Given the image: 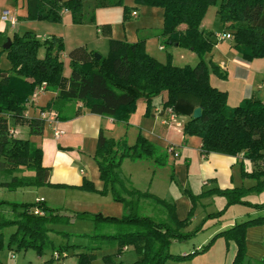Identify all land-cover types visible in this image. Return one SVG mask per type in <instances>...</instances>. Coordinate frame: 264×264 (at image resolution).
Returning <instances> with one entry per match:
<instances>
[{
    "label": "trees",
    "instance_id": "trees-1",
    "mask_svg": "<svg viewBox=\"0 0 264 264\" xmlns=\"http://www.w3.org/2000/svg\"><path fill=\"white\" fill-rule=\"evenodd\" d=\"M137 5L161 8L164 12V27L160 37L166 44L189 49L197 53L200 62L197 66L177 67L171 62L159 63L146 51V40L130 43L123 40H110L109 55L98 58L95 52L86 48H77L70 53V66L73 79L66 81L65 64L61 54L65 50L62 38L42 43L30 32L24 36L15 34L11 46L5 49L11 68L0 69V171L12 175L14 168H7L8 162H14L35 172L34 177H13L9 182L0 183V188L17 191L19 188L51 186L54 189L71 188L102 196L112 195L116 203L122 204V217L103 216L76 212L72 216L61 214L59 209L50 208L44 201L11 202L0 200V207L11 208L12 217L0 214V254L5 247L3 230L15 227L8 246L11 249H35L42 254L49 248L59 250L51 241L50 224L70 223L71 219H88L96 227L105 225L114 228L112 233L101 232L87 236L86 252L79 254L78 264H93L94 252L105 245H116V253L104 258L105 264H126L115 260L121 257L129 247L134 248L138 258L131 264H166L168 261L184 262L209 251L219 238L237 245V254L232 264H250L247 252V232L252 227L264 226V216L249 219L214 236L200 251L183 255L171 252L174 241L185 242L195 238L204 230V224L191 232L185 231L192 224L197 204L205 196L218 195L227 200L226 207L219 213L210 214L209 219L220 218L233 205H244L256 210H264L263 204H253L246 198L253 193L264 191V103L259 98L246 99L237 106L228 104V94L215 88L211 83L212 74L221 78L225 75L220 68L205 62V56L216 45L214 32L202 28L203 19L209 7L219 6L218 14L224 27L230 31L235 42L234 48L248 61L264 59V0H135ZM122 5L123 0L109 2ZM125 8L126 14L128 12ZM69 11L76 24L85 19V0H28L29 20L61 23L63 12ZM186 26L184 31L181 26ZM42 45L47 47L44 59L38 57ZM0 53V58H1ZM47 83V89L59 91L57 99L42 110L57 109L69 102L82 103L77 115L89 112L108 116L117 122L128 123L136 113L140 101L147 104V116H150L154 99L163 97L165 109L178 112L181 96L197 99L202 109V117L189 119L184 126L187 136H196L202 140L205 155L219 153L228 156L243 157L255 164L253 171L243 168L244 179H252L257 184L252 188L210 190L195 195L185 190L193 207L185 220L177 215L176 204L162 199L148 191L132 186L122 175V164L126 159L132 161L150 160L157 167L168 162V153L151 142L142 134L138 135L134 145L126 139L116 140L101 132L98 140L95 160L100 178L104 183L102 190L87 179L82 186L66 187L46 182L48 169L43 166V151L30 139L11 136V119L23 120L29 127L30 136L43 135L46 121L41 118L23 119L26 105L36 88ZM57 112V113H58ZM59 115V113H58ZM15 167V166H14ZM174 180V177H172ZM145 201H151L154 209L152 216L142 215L146 209ZM156 207L163 213H157ZM39 209L43 215H38ZM155 215V216H153ZM62 234L63 232H57ZM68 235V234H66ZM69 245L64 250H68ZM58 252V251H55ZM1 264V262H0Z\"/></svg>",
    "mask_w": 264,
    "mask_h": 264
},
{
    "label": "crops",
    "instance_id": "crops-1",
    "mask_svg": "<svg viewBox=\"0 0 264 264\" xmlns=\"http://www.w3.org/2000/svg\"><path fill=\"white\" fill-rule=\"evenodd\" d=\"M98 1L99 0H85V16L90 7V14L92 13L94 10V7L92 6H94V4ZM22 5L28 9V0H23ZM20 7L21 0H0V46L3 42H8V40H11L15 34L21 35L22 32H19V26L23 29H29V27L33 24L42 25L44 28L49 27L51 32L47 33L48 36L52 35V32H54L53 35L60 34L62 38L66 40V51L61 54V58L63 55L67 56L64 61V75L67 79L66 81L73 79L74 72L71 71L69 64L70 53L75 49L77 50V48H81L82 46H77L72 51L68 52L71 47L75 46L73 45L75 43H73L74 40L69 39L67 35L61 31V29L56 28L58 26L60 28L62 24L51 25L47 22L35 21L21 22L24 16L27 17L28 10L25 14H22L23 12H21ZM147 9L151 13L154 12V14L155 12H160L157 10V8L144 7L142 11L140 10V12L133 10L132 13L137 12V16L134 17L131 13L130 17L137 19L139 22L140 14H144ZM5 10H10L18 16V24L16 27H12L10 24L3 23L1 21L2 14ZM63 21L65 22L66 27H70L72 30L75 29L76 25L72 24L71 13L69 11L63 12ZM99 23L104 24V26H110L111 24L102 21L100 18ZM130 24L132 25V23ZM140 24V22L136 23V25H132L129 28L126 26L124 28L123 34L121 35L120 33L116 32L115 28H104L105 40H102L101 43L108 45L110 40L116 39L130 43L146 40L147 47H149L148 43L153 40H158L159 42L162 41L164 42L163 44H166L164 39L159 36L162 29H160L159 33H157L158 35L154 33L144 35V29L146 28ZM202 28L210 30L203 26V24ZM185 29L186 26L184 25L180 27V30L182 31ZM227 31V33L230 32L229 30ZM100 33L102 32L99 29L98 34ZM217 35L214 36L216 45L213 51L207 55L211 59L210 61H213L212 63L220 68L225 77L221 78L215 74H212V85L228 94V104L232 107L237 106L244 102V100L251 99L253 97L259 98L260 101L264 103V59H256L253 61L245 60L234 48L235 42L233 39L228 40L227 38L226 40H219ZM44 39L47 40L48 38ZM86 47L83 46V48ZM164 47L165 46L163 45L161 46V48ZM0 49L4 48L0 47ZM40 53L41 51H39L38 55H41ZM9 69H5V71H8ZM58 96L59 91L48 90L45 94L40 96L37 101L33 102L30 101V99V102H28L26 105L25 117L23 119H44L46 121V128L43 135H40L39 137L30 136L29 127L27 124H24L22 119L21 121H16L14 118H12L10 122L12 129H15L19 138L30 139L32 143H34L38 148L42 149L44 155L43 166L48 169L46 177L47 183L52 185H64L66 187H79L82 186L84 180L87 179L95 184L97 190H102L104 188V183L99 176L100 172L95 160V154L97 151L99 136L101 132H104L105 136L108 138H113L116 140L126 139L130 145H134L137 141L138 135L142 134L163 150L165 147L171 146L173 144L171 141L173 138L174 140H181L180 144L175 146L179 156L175 157V159L172 158V160L169 161L172 163V174H170L169 177H166V181L170 184L169 186H182L180 192L172 191V187H169L166 183H164V187L167 188V195H169L167 198H162L157 194L152 193L162 199L173 201L176 204L177 215L180 220L187 219L189 214H191L190 212L193 207L191 199L184 193V190L191 191L195 195H201L206 193L205 189H208L207 192L215 189L227 190L242 187L249 189L257 184L255 180H246L242 176L243 168L248 172L253 171L255 168V164L251 161L245 160L243 158L244 156L233 157L219 153L205 155L202 151L201 138L196 136L188 137L185 135L184 123L187 120L193 118L194 111L199 108V102L197 99H194L191 96H181L178 101V112L176 113L178 122L183 125V128H178L175 122L170 121L167 109H165L162 105L164 103L162 96L154 99L150 116H147L146 114L147 104L144 101H140L137 105L138 108L136 113L131 116L128 123L117 122L111 117L92 114L89 112H83L81 115H77V110L82 107V103H66L60 108V112L54 108L50 110H42L54 102ZM56 131L63 132V135L60 139H56ZM0 161L4 160L0 158ZM127 161H131L134 166H139L140 169H145L144 171L147 172L146 176L148 177V188H146L144 191H153V188L158 182H160V185L163 184L162 180L157 181L158 179H156L157 169L159 167L157 168L153 161L145 160L136 162L132 161L131 159H126L122 164L121 171L123 170V167ZM6 167L14 168V173L13 175L8 176L0 171V183L9 182L6 181L5 176L10 177L11 179L16 176L20 177L21 167ZM155 168H157L156 171L154 170ZM164 169H166V172L170 171L168 166L162 168L161 171ZM134 175H136L134 172H130V174L126 175L125 177L123 176L131 182L133 187L135 183L138 184ZM167 175H169V173H167ZM172 177H174V180ZM22 189L24 188H19L17 191ZM32 189H37L39 191H35V194H37L35 199L28 202L43 200L50 208L53 209L57 207L55 196H63V202L65 203L61 202L62 207L60 208L65 211L66 214L64 215H68V212L71 211L69 203H73L74 201L81 202L83 199L88 198L104 200L102 198L105 197V200L108 204L111 202V200H114L111 194L103 197L99 194L71 188L54 189L51 186L25 188V190ZM5 190L7 189L0 188L1 193ZM40 190L47 191H41L42 194H40ZM262 193L264 194V191ZM262 193H260L261 195L256 193L250 194L246 200L254 204H263L264 202H256V200H258V198L263 195ZM223 200H225V198L221 196L219 197L218 195L205 196L201 198V202L198 203L192 224L185 231H193L198 227L199 223L207 217V215L216 213L210 212L209 210H211V208L207 210L208 205H211V203L217 204V202H219L221 203V206H225L227 202H224ZM232 207V209H236V211H234V216L221 218L215 221L210 220V222L207 224V227L205 226L206 224L204 225V230L202 231L203 233L195 237H198L196 242L192 243L190 241H174L171 247V252L173 254L183 256L193 252L195 253V251H200L205 245H207L217 234L249 219L264 216V210L259 211L254 208L242 205H235ZM118 208L120 211L121 207ZM122 213L124 212L122 211ZM0 214L12 215L11 208L8 206L0 207ZM52 226L53 225H49L48 227L54 230ZM106 228L107 229H105V233L110 232L111 230L114 232L113 228ZM8 229H14V231H10L11 233L6 235L5 231ZM15 230V227L6 228L3 230V234L6 236L5 243L9 241L10 236L15 232ZM50 233L49 236L54 234L52 232ZM224 239L225 238H219L209 251L195 257L193 260L184 262L168 261L166 264H232L237 254V245L234 242L228 243ZM104 247L106 248V246ZM130 251H134V248L129 247L127 250H125V253ZM247 252H249L248 256L252 259L250 264H264L263 225L252 227L248 230ZM60 254L63 255L64 259L59 262H65L68 258V255L66 253ZM3 260L5 261V258Z\"/></svg>",
    "mask_w": 264,
    "mask_h": 264
},
{
    "label": "rangeland",
    "instance_id": "rangeland-1",
    "mask_svg": "<svg viewBox=\"0 0 264 264\" xmlns=\"http://www.w3.org/2000/svg\"><path fill=\"white\" fill-rule=\"evenodd\" d=\"M103 1H105V0H99L98 1L99 3L96 2L94 4V6H92V7H94V10L92 11L91 14L89 11V10H91V7H90V9H88L89 12L86 9L87 12H86L84 22L82 24H76L75 29L73 28L74 30H72L70 27H66L64 21H62L61 23H51L48 21H35V22H47L51 25L52 24L53 25L62 24L60 26V28H59V26L56 28L61 29V31L63 33H65L69 39H73L74 40L73 43H75V44H73L75 46L71 47V49L68 52L72 51L77 46L78 47H81V46L86 47L87 46L86 48L90 52L93 51L96 54L100 55L101 57L104 55L108 56L109 55L108 51L110 48V42L108 45L105 43H101L102 40H105L104 39V35H105L104 28H113V29L115 28L116 32L120 33V35H121V34H123L124 28L126 26H127V28H129L130 26L136 25V23L140 22L142 24V26L146 28V29H144V31H145L144 35L152 34V33L158 35L157 33H159V30L164 27V12H163V10H161V8H158L157 10L160 12H155V14H154V12L151 13L147 9V11H145L144 14H140V18H139V22H138L137 19H133L130 17L132 11L136 10L137 12H140V10L142 11L144 7H148V6L143 7L142 5H137L135 0H133V1L123 0L122 5H117V4L116 5L115 4L110 5V3L100 5V2H103ZM108 1L111 3L112 2L116 3L119 0H108ZM22 2H23V0H21L20 10H21V12H23L22 14H25L28 9L25 8V6L23 7ZM126 7L128 9H130V10H128L127 14L125 11ZM150 8H154V7H150ZM218 10H219V6L213 5V6L209 7L204 19L202 20L203 26L212 30L215 35L224 34L225 32H228L225 29L224 24L220 20ZM71 18H72V15H71ZM99 18L102 19V21L111 23L110 26H108V25L104 26V24L99 23ZM22 21L23 22H31L34 20H29L26 16H24V18L21 20V22ZM63 22H64V24H63ZM71 22L73 25H75L73 20ZM130 23H132V25ZM18 29H19L20 33L22 32L21 33L22 36H24L26 32H30V33L36 35L38 37L39 41H41L42 43L47 41L44 38H48L49 41H53L54 38H62V36L60 34L53 35L54 32H52V35L48 36L47 33L51 32V29H49V27L44 28L42 25H37V24L34 25L33 24L32 26L29 27V29H23L19 26ZM99 29L102 32L100 34H98ZM62 40L64 41V44H65L66 40H64V38H62ZM6 43H7V41L3 42L0 47L4 48ZM163 43L164 42H162V41L159 42L158 40H153L150 43H148L149 47L146 46L147 53L150 56H152L153 58H155L157 61H159V63L161 62L163 64H167L168 62H171L174 66H177V67H186L187 65L191 66V67H195L201 61L199 55L197 53L189 50V49H185V48H181V47H175V46L172 47L169 44H163ZM70 44H72V43H70ZM162 45L165 47L161 48ZM4 50L5 49H0V53H2L1 58H0V69L1 70L9 69L11 67V62L8 59L7 52H4ZM39 51H41V53H40L41 55H38V57L44 59L46 57V54H47V47L45 45H42L41 48L39 49ZM64 51H66V44H65V50ZM66 57L67 56L63 55V57L61 58L63 64H64ZM204 59H205V62L209 66H212L213 61H210L211 59L208 57V55H206ZM71 71H73L72 68H71ZM157 101H158V99H157ZM187 122H189V120H187L184 124L186 125ZM188 137H191V136H188ZM118 140H120V139H118ZM171 141L173 142V144H172L173 146H178L177 144H180L181 140H179V139L174 140V138H173V140H171ZM169 149H170V146H167L164 148V150L162 149V151L168 153V157H167L168 162H167L166 166H168L170 171L166 172V169L161 171V169L165 168L166 166L159 167V168L157 167L158 169L155 168L154 169L155 171L157 169L156 179H158L157 181L162 180L163 184L160 185V182H158L155 185V187L153 188V191H150L151 193L157 194L158 196H160L162 198L163 197L167 198L169 196V195H167L168 194L167 188L164 187L165 186L164 183H166L168 186L170 185L169 182L166 181V177H169L170 174H172L171 173L172 163L169 161H171L172 158L175 159V156L172 154V152L169 153ZM263 165H264V163H263ZM7 166H9V167L16 166L17 167V165L15 163L13 164V162H8ZM144 170L145 169H140L139 166H134V164L131 161H127L123 167L122 174L125 177L126 175L130 174V172H134L136 174V175H134V177H135L136 181L138 182V184L135 183L134 188L144 191V190H146V188H148V177L146 176L147 172ZM167 173H169V175H167ZM34 175H35V172L30 171L29 169H27V167L25 168V166L21 165L20 177H26L27 178V177L34 176ZM5 178H6V181L12 180L8 176H5ZM169 187H172L171 188L172 191L180 192V189L182 186L180 187V186L171 185ZM207 190L205 189L206 192H207ZM35 191H39V190H37V189L25 190V188L22 190H19L17 192L5 190L2 193L0 192V200L3 199V200L11 201V202L33 201L35 199V196L37 195V194H35ZM41 191L42 190H40V194H42V192H45L47 190H44L42 192ZM55 198L57 201L56 205L59 208V210L61 211L60 213L66 214L65 211H63L60 208V207H62L61 202H63V200H64L63 196L57 195V196H55ZM102 199H104V200H97L94 198H88V199H83L81 202L74 201L73 203H69V207L71 208V211L68 212V215L72 216L76 212H80V213L86 212L88 214H99L100 213L103 216H110V217H117V218L122 217V215H123L122 211L124 212V210H123L124 207L122 204L116 203L114 200H111V202L107 204L105 197ZM223 201L227 202L226 199ZM253 201H255V200H253ZM199 202H201V201H199ZM256 202H259V203L264 202V194L262 196H260L258 198V200H256ZM63 203H65V202H63ZM149 203L151 205L152 202L151 201H145L143 203L144 206H146V209H143L141 211L142 215L152 216L154 209H152L151 207L148 206ZM237 205H240V204H237ZM233 206H235V205H233ZM242 206H244V205H242ZM118 207H121L120 211H119ZM197 207H198V204H197ZM225 207H226V205L221 206V203L217 202V204L211 203V205H208L207 210H209L211 208V210H209L210 212L219 213V211L224 210ZM232 208H233L232 206L229 207L225 211L224 215L220 218L209 219L206 217L202 222L199 223L198 227L201 226L202 224H204V225L206 224L205 226L207 227L208 226L207 224H208V222H210V220L215 221V220H218L221 218H228V217L234 216V213H235L234 211H236V209L235 208L232 209ZM239 208H240V206H239ZM156 209H158V210H156L157 213H163V211H161L160 208L156 207ZM212 209H214V210H212ZM149 212H151L152 214ZM4 216L7 218L12 217V215H4ZM153 216H155V215H153ZM50 225H53L52 227L54 228V230L52 231V233H54V234L50 235V237H51L50 239L54 243L56 248L59 249L60 247H62V249H63L62 253H64V254L66 253L68 255V258L65 261L66 264H78L79 254L82 252H86L85 247L88 246V244L90 243L87 236L94 235L96 233L99 234L101 232L105 233V229H107L106 228L107 226H105V225H103V226L100 225L98 228V227H96L94 221L84 219V218L83 219H71V222L68 224L63 223V224H50ZM108 229H112V227H108ZM10 231L13 232L14 229L6 230L5 234L6 235L10 234L11 233ZM57 232H63V233L59 234ZM111 232H112V230L110 232H107V233H111ZM202 233L203 232H201L199 234H202ZM66 234H68V235H66ZM4 237H6V236H4ZM196 240H198V237L193 238V239L188 240V241L194 243V242H196ZM6 243H5L4 250L0 254L1 264H3V263L4 264H63L62 262H59L58 260L55 261L53 259L54 252L55 251L60 252L59 250H54V248H49L45 252H43L42 254H39L35 249H30V248L28 250H26V249H17L15 247H12L11 248L12 250H11L8 246V241ZM68 245H69V249L64 250L66 248V246H68ZM105 246H106V248L103 246V248L101 250L94 252L93 264H105L104 258L106 256H112L116 253V249H115L116 245L110 244V245H105ZM3 257L5 258V261L3 260L4 259ZM115 260H117L119 262L122 261L126 264H131L137 260V255L134 251H130V252L124 253L121 257H115Z\"/></svg>",
    "mask_w": 264,
    "mask_h": 264
},
{
    "label": "built area",
    "instance_id": "built-area-1",
    "mask_svg": "<svg viewBox=\"0 0 264 264\" xmlns=\"http://www.w3.org/2000/svg\"><path fill=\"white\" fill-rule=\"evenodd\" d=\"M64 12H66V11H64ZM132 15L134 17H136L137 12H133ZM1 21L3 23L10 24L12 27H16L18 24V16L15 13L11 12L10 10H7V11L5 10L2 14ZM217 38L219 40H226L228 38V40H229V39H233V36L230 32L229 33L225 32L224 34L217 35ZM47 87H48L47 83H43L38 88H36V90L34 91L33 95L30 98L31 99L30 101H33V102L37 101V99H39L40 96H42L43 94H45L48 91ZM167 113L169 115V119L171 122H175L176 126L178 128H183V125L178 122L177 113L173 109H171V108L167 109ZM10 135L11 136L17 135V132L15 131V129H11ZM62 135H63V132H61V131L55 132L56 139H60L62 137ZM170 152H172V154L175 157L179 156V153L177 152L176 147L173 145L170 146L169 153ZM38 201H43V200H38ZM35 213L38 215H43V212L39 209H36ZM53 259L58 260V261H62L64 259V257L59 252H54ZM62 263L66 264L65 262H62Z\"/></svg>",
    "mask_w": 264,
    "mask_h": 264
},
{
    "label": "water",
    "instance_id": "water-1",
    "mask_svg": "<svg viewBox=\"0 0 264 264\" xmlns=\"http://www.w3.org/2000/svg\"><path fill=\"white\" fill-rule=\"evenodd\" d=\"M11 40H8V42L5 44L4 49H9L11 46ZM98 58H101L100 55L96 54ZM202 117V109L199 107L194 111L193 119H199Z\"/></svg>",
    "mask_w": 264,
    "mask_h": 264
}]
</instances>
